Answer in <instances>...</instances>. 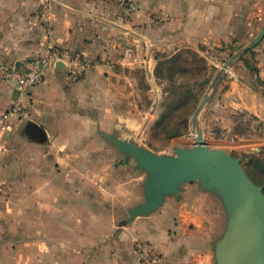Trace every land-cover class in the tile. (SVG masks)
I'll list each match as a JSON object with an SVG mask.
<instances>
[{"label":"crops","instance_id":"crops-1","mask_svg":"<svg viewBox=\"0 0 264 264\" xmlns=\"http://www.w3.org/2000/svg\"><path fill=\"white\" fill-rule=\"evenodd\" d=\"M47 1L49 18L45 15L46 0H0V65L24 68L51 45L90 62V67L76 76L66 65L59 66L64 64L60 61L28 92L21 91L15 81L0 79V116L14 101H22L32 116L18 121V134L36 145H47L58 127L78 125L86 116L101 126H111L116 118L124 122L132 119L126 114L132 110L136 93L134 71L153 73L157 60L184 50H196L221 67L229 51L250 44L264 26V0H135V9L120 0ZM128 47L142 58L139 65L122 61ZM253 50L249 65L257 71L236 60L209 104L208 121L220 122L231 136L246 116L264 125V39ZM89 108L98 115H90ZM101 109L109 111L107 120L101 119ZM241 141L264 143V135ZM222 148L230 151L231 146ZM185 200L179 208L173 202L178 212V218L173 219L178 230L175 244L165 245L160 238L158 229L166 223H155L157 214L136 218L127 229L135 230L138 236V230L154 225L148 234L173 264H213L212 239L224 224L222 204L195 186H186ZM52 251L46 243L45 264ZM36 259V255L28 256L29 263H37ZM25 262L21 248H0V264Z\"/></svg>","mask_w":264,"mask_h":264},{"label":"rangeland","instance_id":"rangeland-1","mask_svg":"<svg viewBox=\"0 0 264 264\" xmlns=\"http://www.w3.org/2000/svg\"><path fill=\"white\" fill-rule=\"evenodd\" d=\"M244 47L240 46V50ZM235 51L225 55L221 67L196 50H184L175 55L176 60L171 64L157 60L153 73L134 71L136 93L132 96V110L126 114L132 119L124 122L116 118L114 124L103 125L104 128L86 116L79 119L83 123L78 125L58 127L56 136L47 145H36L19 137L21 127L17 123L30 119V109L25 107L26 118L6 120L3 113L0 116V248H21L26 256L23 264H45L46 243L53 248L48 264L64 259L70 264H173L148 234L154 225L138 230V236L135 230L127 229L134 221L120 225L127 219L130 207L145 201L146 174L137 170L135 159L118 151L100 130L134 139L167 154L173 153L175 146L194 144L197 133L203 132L211 147L230 145L228 152L243 157L245 167H253L250 161L256 162L264 143L240 142V139L264 135V125L246 116L244 122L237 123L236 135L231 136L220 122L208 121L209 104L227 71L213 98L195 118L221 68L239 50ZM248 52L237 60L251 64L253 57ZM88 112L98 115L90 108ZM100 113L101 119L107 120L109 111L101 109ZM60 135L64 139L59 140ZM263 173L264 163L259 162L257 179L264 185ZM186 186L199 190L198 185L187 184L181 197H168L153 213L158 218L155 223H166L158 229L165 245L176 242L178 230L173 219L178 218V212L173 202L178 203V208L182 202L186 203ZM163 218L167 220L163 222ZM225 227L226 214L220 234L212 239L213 264H216L215 242ZM29 255H36L37 263H29ZM173 255L176 257V253Z\"/></svg>","mask_w":264,"mask_h":264},{"label":"water","instance_id":"water-1","mask_svg":"<svg viewBox=\"0 0 264 264\" xmlns=\"http://www.w3.org/2000/svg\"><path fill=\"white\" fill-rule=\"evenodd\" d=\"M263 39L264 26L250 44L227 60L199 106L196 119L215 95L223 74ZM58 65L65 67L63 63ZM101 134L118 151L134 158L135 168L146 174L145 201L130 207L127 219L120 225L150 216L168 197H181L185 185L196 184L200 191L216 196L226 214V227L215 242L216 264H264V188L248 174L243 157L211 147L203 132L197 133L194 144L175 146L169 154L154 151L117 133L101 130Z\"/></svg>","mask_w":264,"mask_h":264},{"label":"built area","instance_id":"built-area-1","mask_svg":"<svg viewBox=\"0 0 264 264\" xmlns=\"http://www.w3.org/2000/svg\"><path fill=\"white\" fill-rule=\"evenodd\" d=\"M120 1L124 4H128L132 9L136 8L135 0ZM44 6L45 15H47V18H49L50 4L47 0L44 2ZM60 61L64 62L69 71L76 76L82 74L83 71L90 67V62L83 60L80 57H70L66 54V52L48 45L44 49L43 54L30 61L24 68L0 65V79L15 81L21 91L28 92L43 82L48 69ZM122 61L124 63L137 64L142 62V58L137 54H134L133 49L129 47L124 50ZM26 117L27 114L25 112V106L20 100L14 101L5 112L6 120Z\"/></svg>","mask_w":264,"mask_h":264},{"label":"trees","instance_id":"trees-1","mask_svg":"<svg viewBox=\"0 0 264 264\" xmlns=\"http://www.w3.org/2000/svg\"><path fill=\"white\" fill-rule=\"evenodd\" d=\"M253 51L254 50L252 49L248 53H252ZM175 60H176V56H173L171 58H161L160 59V63L161 64H164V65L165 64L168 65V64H171V63L175 62ZM247 64L249 65V62ZM250 68H251V70L257 71V68L256 67L250 66ZM29 138H30V136H29ZM256 158H257L256 162H255V159H252L250 161V165L253 164L254 165L253 167L252 166H248V167H245V168H246L248 174L252 177V179L255 182H257L258 184L262 185L263 188H264L263 183H260L258 181V179H257V168H258L259 162H263L264 163V147L261 149V151L259 152V156L256 157ZM263 176H264V173H263Z\"/></svg>","mask_w":264,"mask_h":264}]
</instances>
